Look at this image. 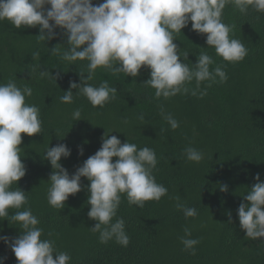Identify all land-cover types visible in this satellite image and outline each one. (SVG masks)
Returning <instances> with one entry per match:
<instances>
[{
    "label": "trees",
    "instance_id": "trees-1",
    "mask_svg": "<svg viewBox=\"0 0 264 264\" xmlns=\"http://www.w3.org/2000/svg\"><path fill=\"white\" fill-rule=\"evenodd\" d=\"M102 2L93 0L94 4ZM222 20L234 25L230 36L241 39L248 48L240 62L228 63L216 56L214 49L207 48L206 37L192 31L191 24L181 34H174V43L182 60L183 53L189 52L185 62L193 65L200 48H207L215 61L211 68L224 66L225 83H219L217 77L203 98L191 93L156 98L155 90L143 84L149 79L148 69L142 67L133 78L98 68L89 83L99 86L107 80L117 89L116 98L103 107H93L76 94L78 90H73L72 103L60 101L70 81L79 83V74L87 75V61L69 63L49 50L57 44L66 46L60 29L55 30L54 39L45 42L37 37L38 27L16 29L8 21H0V83L11 79L18 87L30 86L33 94L26 97V103L40 109L42 122L37 136L22 134L21 156L27 172L16 186L27 193L29 206L40 220L38 226L44 229L42 239H52L58 251L68 252L70 264H264V237H246L237 217V208L247 188L256 182V174L264 180V12L249 6L241 13L229 4ZM35 52H39L38 58H34ZM45 70L60 75L55 82L41 79L40 72ZM208 83L203 82L201 89ZM188 86L194 88L195 81ZM161 107L179 122L177 129L172 130L163 119ZM75 109H80L81 120L72 119ZM140 114L143 121L137 119ZM104 133L117 136L121 143L127 140L138 148L154 149L157 166L153 175L168 190L158 202L147 201L143 208L129 205L122 196L112 222L124 219L130 238L126 247L114 239L102 244L99 233L90 230L96 222L87 216L86 178H81L82 190L69 196L63 209L51 207L46 199L52 171L43 160L46 147L63 143L71 149V155L60 161L71 175L100 148ZM78 146L83 148L82 156ZM187 146L203 152V160L187 161L183 155ZM218 185H227L228 190L221 192ZM178 202L196 208L198 215L185 218L176 207ZM16 227L0 221V235L16 237ZM186 227L191 230L190 238L200 241L195 255L180 242ZM0 257H7L4 264H17L2 241Z\"/></svg>",
    "mask_w": 264,
    "mask_h": 264
},
{
    "label": "clouds",
    "instance_id": "clouds-1",
    "mask_svg": "<svg viewBox=\"0 0 264 264\" xmlns=\"http://www.w3.org/2000/svg\"><path fill=\"white\" fill-rule=\"evenodd\" d=\"M229 4L241 13H246L249 6L264 12V0H103L97 4L93 0H0V21H8L16 29L38 27L37 37L45 42L54 39L55 30L60 29L66 46L57 44L49 49L51 53L69 63L87 61V75L81 72L79 83L70 81L60 101L72 103L73 90H78L76 94L84 96L93 107H103L116 98L117 89L110 87L107 80L99 86L89 83L98 68L133 78L142 67L148 69L149 79L143 84L155 90L156 98L188 93L203 98L217 77L219 83H225L228 76L224 66L211 68L215 61L206 49H214L216 56L228 63L240 62L248 55L245 43L230 36L234 25L222 20L223 10ZM189 24L192 31L206 37L207 45L206 49L200 48L194 65L185 62L187 51L181 59L180 49L174 43V34H181ZM33 56L38 58L39 52ZM59 75L57 72L53 76L49 70L40 72L41 79L54 82ZM193 81L195 87L189 88ZM206 81L210 83L201 89ZM32 94L33 89L27 84L21 88L11 79L0 83V221L7 220L19 230L16 237L0 235V241L10 249L17 264H70L68 252L58 251L54 240L42 239L44 229L38 226L40 220L29 206L27 193L16 186L27 172L21 156L22 134L33 137L42 131L40 109L26 103V97ZM160 114L172 130L179 127V122L163 107ZM72 119L81 120L80 109L73 111ZM137 119L143 121L144 115ZM70 155L71 149L63 143L45 149L43 160L52 169L47 181L48 204L63 209L69 196L82 190L81 178H86L87 216L96 222L90 230L99 233L102 244L114 239L117 244L128 246L130 238L124 219L112 222L122 196L129 205L143 208L145 202H158L168 192L153 175L157 166L155 150L138 148L127 140L121 143L117 136L104 133L100 148L71 175L60 163L61 158ZM78 155H83L79 146ZM183 155L196 163L204 158L203 152L191 146L185 147ZM254 179L256 182L247 188L237 208L239 227L253 240L264 237V180L259 173ZM218 186L221 192L228 190L227 185ZM175 199L180 201L178 196ZM176 207L185 218L198 215L194 207L179 202ZM228 216L231 223V213ZM51 235L49 232L48 236ZM190 237L191 230L186 227L180 242L185 251L195 255L200 241ZM6 259L0 257V264Z\"/></svg>",
    "mask_w": 264,
    "mask_h": 264
}]
</instances>
